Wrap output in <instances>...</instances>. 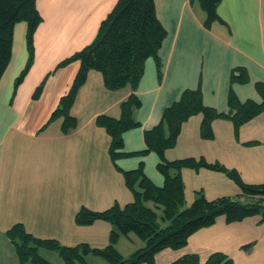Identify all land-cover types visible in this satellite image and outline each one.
Wrapping results in <instances>:
<instances>
[{"label":"crops","instance_id":"obj_1","mask_svg":"<svg viewBox=\"0 0 264 264\" xmlns=\"http://www.w3.org/2000/svg\"><path fill=\"white\" fill-rule=\"evenodd\" d=\"M117 2L37 0L43 20L34 35L35 59L16 92L15 80L26 66L28 48L27 24L15 27L11 62L0 82V264H20L6 234L15 224H22L37 238L56 239L64 246L106 247L113 226L104 221L78 226L76 213L81 207L103 211L114 203L124 206L133 201L123 174L110 159V137L95 124L100 115L120 117L122 102L133 92L130 87L109 91L102 74L91 71L71 111L77 128L64 135L61 120L48 123L80 68L75 62L56 70L58 64L95 40ZM155 5L167 31L158 52L161 76L157 61L149 59L136 91L142 102L136 112L141 126L125 133L127 153L145 149V131L159 124L164 110L187 89H200L205 105L223 112L228 111L231 91L242 102H262L256 85L264 83V0H222L218 7L222 21L210 28L197 2L155 0ZM239 68L247 72L246 83L232 81ZM45 79L41 97L33 99ZM202 121V115H195L183 124L176 146L165 153L166 160L205 159L236 170L246 184L264 183V112L238 131L229 119L215 120L212 139L201 136ZM159 161L157 154L150 153L122 158L117 165L132 170L143 162L147 176L162 186ZM181 175L186 207L199 192L209 201L241 194L222 172L185 168ZM261 220L257 215L228 223L220 217L191 235L185 247L158 253L155 264H171L188 254L198 255L204 264L213 253H223L235 264H264ZM125 241L130 248L123 246ZM143 246L134 234L122 236L117 243L125 257ZM89 258L90 264H101L97 257Z\"/></svg>","mask_w":264,"mask_h":264},{"label":"trees","instance_id":"obj_2","mask_svg":"<svg viewBox=\"0 0 264 264\" xmlns=\"http://www.w3.org/2000/svg\"><path fill=\"white\" fill-rule=\"evenodd\" d=\"M197 2L206 13L205 25L210 28L222 19L218 7L222 0H191ZM37 0H0V82L12 58L14 30L17 24H27L28 60L25 68L15 80L14 91L23 83L35 59L34 35L42 22L37 9ZM167 37V31L156 14L155 0H118L113 10L102 21L95 40L82 50L61 61L56 70L78 62L80 68L69 91L61 97L48 123L61 120V131L68 135L78 126L71 111L81 87L87 82L91 71L100 72L105 87L118 91L130 87L132 94L121 104V115L113 118L100 115L96 126L103 128L110 137L109 156L117 170L123 174L126 187L133 194V201L121 206L114 203L103 211L81 207L75 215L78 226H91L97 221L113 226L109 244L95 248L87 243L69 247L56 239H41L28 233L22 224H15L7 231L14 245L20 264H52L44 258L41 248L58 252L66 264H90V255L102 258L110 264H155V257L165 249L179 250L187 245L191 235L202 228L215 224L225 217L228 223L240 222L248 217L262 216L264 221V183L249 185L243 182L236 170L220 163H209L205 159H182L167 161L165 153L174 148L182 126L192 116L202 115L201 136L214 137L212 123L217 119H229L236 130L264 112V83L256 85L262 102L240 101L233 91L228 98V111H219L205 105L200 89L185 90L180 99L168 106L159 124L144 133L145 149L137 153L125 151L124 135L141 126L136 112L142 102L136 91L145 74L146 62L157 61L159 76L162 63L158 52ZM233 82L246 83L245 69L233 72ZM46 79L36 88L33 99L38 100L44 90ZM158 155L159 173L164 177L162 186L154 183L145 172L141 162L136 169L122 170L117 161L131 156ZM185 168H206L226 174L240 188L237 197H222L209 201L202 192L193 204L186 207L185 186L181 172ZM152 203V206L149 204ZM136 235L144 246L130 256H123L117 249L122 236ZM171 264H202L198 255H185ZM204 264H235L223 253L211 254Z\"/></svg>","mask_w":264,"mask_h":264},{"label":"rangeland","instance_id":"obj_3","mask_svg":"<svg viewBox=\"0 0 264 264\" xmlns=\"http://www.w3.org/2000/svg\"><path fill=\"white\" fill-rule=\"evenodd\" d=\"M152 204V203H151ZM7 234V233H6ZM9 239V238H8ZM141 241V240H140ZM11 242V241H10ZM123 246L125 248H130V245L128 242H124ZM103 248V247H102ZM16 251V250H15ZM39 253L46 259L50 260L53 264H66L64 259L61 257V255L58 253V252H55V251H50L48 249H45V248H41L39 250ZM90 257V256H89ZM87 258V259H90V258ZM98 258V257H97ZM99 261H101L100 263L101 264H110L109 262H107L106 260L102 259V258H98ZM28 264H31V263H28Z\"/></svg>","mask_w":264,"mask_h":264}]
</instances>
